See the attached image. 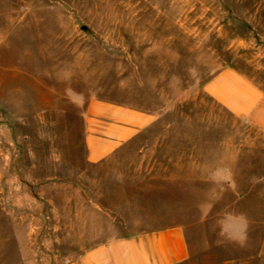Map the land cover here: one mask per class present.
<instances>
[{"label": "rangeland", "instance_id": "1", "mask_svg": "<svg viewBox=\"0 0 264 264\" xmlns=\"http://www.w3.org/2000/svg\"><path fill=\"white\" fill-rule=\"evenodd\" d=\"M28 2L0 0V264H75L125 232L127 191L158 196L166 174L191 179L185 264H264V133L204 90L229 67L264 89V0ZM94 102L157 115L96 180ZM237 214L243 242L223 231Z\"/></svg>", "mask_w": 264, "mask_h": 264}, {"label": "crops", "instance_id": "2", "mask_svg": "<svg viewBox=\"0 0 264 264\" xmlns=\"http://www.w3.org/2000/svg\"><path fill=\"white\" fill-rule=\"evenodd\" d=\"M10 11L13 0H6ZM28 5V0H20ZM205 92L219 105L240 120L250 123L264 133V89L235 68L229 67L213 75L204 85ZM157 120V115L123 106L93 103L87 132V161L98 173L113 170L111 166L127 164V160L114 156ZM181 162V161H180ZM178 163V162H176ZM190 163V161L188 162ZM104 177V174H102ZM107 175H111L108 173ZM227 181L225 169L217 172ZM180 178L166 174L164 191L158 196L135 195L128 192L126 203L131 216L127 218L124 233L113 232L101 241L98 235L91 240L94 247L82 252L75 264H185L193 256L188 228L180 213L190 207L191 200L182 194ZM209 203L203 211L211 212ZM93 213L98 217L100 203H94ZM107 212V210H105ZM36 218V217H34ZM225 235L236 242H243L250 226L243 214L227 215L222 220ZM35 225L36 222H32ZM37 228V227H35ZM85 228H83V233ZM84 237V236H82ZM79 243L85 244V241Z\"/></svg>", "mask_w": 264, "mask_h": 264}, {"label": "water", "instance_id": "3", "mask_svg": "<svg viewBox=\"0 0 264 264\" xmlns=\"http://www.w3.org/2000/svg\"><path fill=\"white\" fill-rule=\"evenodd\" d=\"M84 29H86V27Z\"/></svg>", "mask_w": 264, "mask_h": 264}]
</instances>
